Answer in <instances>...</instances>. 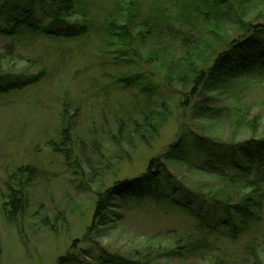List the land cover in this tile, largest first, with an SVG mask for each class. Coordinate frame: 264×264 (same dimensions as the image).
<instances>
[{
    "label": "rangeland",
    "instance_id": "374dc122",
    "mask_svg": "<svg viewBox=\"0 0 264 264\" xmlns=\"http://www.w3.org/2000/svg\"><path fill=\"white\" fill-rule=\"evenodd\" d=\"M194 2L77 0L71 21L91 24L87 35L69 41L38 37L32 43H15L4 70L16 75L46 72L37 84L0 95V264H56L69 251L87 259L97 257L100 250L128 258L148 244L169 245L172 237L187 236L195 225L188 214L167 203L130 200L120 209L113 201L101 225L91 232L97 195L140 177L151 159L161 157L179 139L198 156L202 148L194 145L196 135L224 145L264 136V80L239 79L224 90L206 91L208 106L227 112L205 122L186 105L184 96L191 87H180V80L172 76L164 80L166 74L156 70L151 60L157 52L177 60L183 50L188 53L192 40L179 48L167 39L149 38L143 43L135 39L129 49L117 45L106 31L109 22L124 24L123 5L137 7L142 21L165 14L170 25L182 30L176 21L189 15L186 21L194 22ZM258 5L248 12L247 21L264 22V5ZM237 31L234 25L226 26L223 33L228 36L216 50H222ZM133 75L139 80L125 85L124 80ZM135 101L144 104L146 116L155 118L156 133L118 143L113 138L116 119L124 117L123 123L128 124L132 118H142L135 113L126 119ZM64 109L71 127L70 161L52 148L61 139ZM233 116L237 122H232ZM27 166L39 174L20 176L19 168ZM185 181L191 190L214 183L198 177ZM13 187L23 191L28 204L24 214L10 222L2 205ZM261 229L264 233V211ZM227 251L230 264L248 260L239 246ZM158 264L208 263L167 260Z\"/></svg>",
    "mask_w": 264,
    "mask_h": 264
},
{
    "label": "trees",
    "instance_id": "16d2710c",
    "mask_svg": "<svg viewBox=\"0 0 264 264\" xmlns=\"http://www.w3.org/2000/svg\"><path fill=\"white\" fill-rule=\"evenodd\" d=\"M76 1L0 0V95L35 85L46 72L44 69L36 74L16 75L10 74L9 69L4 70V66L11 62L8 58L13 54L15 43H32L38 37L69 41L91 31V24L71 21L76 12ZM194 1L197 11L194 22L186 21L189 15L176 21L179 23L178 29L182 30L170 25L171 19L165 14L158 13L157 17H146L142 21L137 7L132 10L123 5L126 12L121 13L120 18L124 24L109 22L106 31L117 45L129 49H132L130 45L135 39L141 43L149 38L167 39L179 48L187 47L192 40L191 49L188 53L182 49L181 58L177 60L166 52L155 53L151 60L157 64L156 70L161 69L166 74L163 75L164 80L172 76L175 81L180 80L177 82L180 87H191L184 96L186 105L194 110L198 118L208 122L227 111L211 109L206 91L224 90L228 83L239 79L264 80V22L247 21L251 8L256 4L263 6L264 0ZM221 7L225 8V12ZM232 25L238 30L235 36L222 50H216V45L228 36L223 33L224 28ZM190 31L195 36L189 34L192 33ZM138 80L137 75H133L124 81L125 85L131 86ZM143 105L135 101L131 105L133 112L126 110L129 118H125L128 121L135 113L142 117L140 121L132 118L127 124L123 123L124 117L116 119L117 135L113 138L118 143L136 138L143 140L147 134L156 133L153 125L155 118L145 115ZM66 113L64 109L61 139L52 148L65 161H70L73 159L71 127L66 121ZM234 121L235 116L232 117ZM193 140L195 146L202 148L198 156L192 155L185 141L179 139L161 157L151 159L140 177L117 183L103 194L99 193L90 227L92 232L101 225L113 201L118 202L117 207L120 205L122 209L130 200H149L167 203L188 214L195 225L187 231V236L182 233L174 236L169 245L148 244L128 258L100 250L97 257L87 259L69 251L59 257L56 264H158L167 260L230 264L226 256L227 248L231 249L232 246H239V252L248 259L245 264H264V233L261 229L264 211V136L225 145L216 144L201 135L194 136ZM19 174L35 177L39 172L35 167L27 166L20 167ZM187 177L207 178L214 183L208 188L200 186L191 190L185 181ZM5 200L2 205L4 216L10 222H15L24 214L27 198L21 189L13 187L9 188Z\"/></svg>",
    "mask_w": 264,
    "mask_h": 264
}]
</instances>
